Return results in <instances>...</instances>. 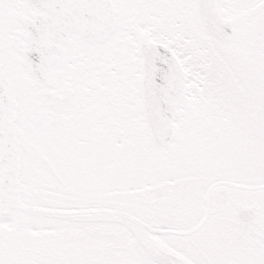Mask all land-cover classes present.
I'll return each mask as SVG.
<instances>
[{
    "label": "snow or ice",
    "instance_id": "6c2138e0",
    "mask_svg": "<svg viewBox=\"0 0 264 264\" xmlns=\"http://www.w3.org/2000/svg\"><path fill=\"white\" fill-rule=\"evenodd\" d=\"M0 264H264V0H0Z\"/></svg>",
    "mask_w": 264,
    "mask_h": 264
}]
</instances>
